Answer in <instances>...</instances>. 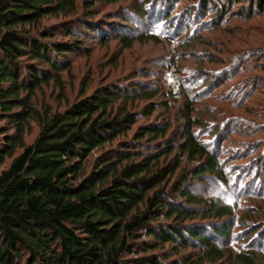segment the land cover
Instances as JSON below:
<instances>
[{
	"label": "trees",
	"instance_id": "trees-1",
	"mask_svg": "<svg viewBox=\"0 0 264 264\" xmlns=\"http://www.w3.org/2000/svg\"><path fill=\"white\" fill-rule=\"evenodd\" d=\"M241 1L0 0V123L8 125L0 141V264H264V220L253 214L255 200L264 203V140L221 150L230 135H262L264 81H252L263 96L253 121L236 117L248 85L234 79L249 66L233 52L222 62L200 43L187 47L200 31L222 29ZM114 4L117 12L100 10ZM254 7L264 15V0H252L237 16L251 17ZM48 19L63 22L46 27ZM88 38L115 39L124 50L173 39L187 51L183 62L194 54L196 72L176 64L180 103L162 79L158 88L135 80L103 83L91 94L87 87L64 111L36 106L52 82L67 98L62 76L73 57L89 53ZM209 72L210 86L199 91ZM32 123L39 133L29 144ZM251 150L262 158L251 162ZM226 153L247 165L229 168Z\"/></svg>",
	"mask_w": 264,
	"mask_h": 264
},
{
	"label": "rangeland",
	"instance_id": "rangeland-1",
	"mask_svg": "<svg viewBox=\"0 0 264 264\" xmlns=\"http://www.w3.org/2000/svg\"><path fill=\"white\" fill-rule=\"evenodd\" d=\"M249 1L251 3H249ZM127 4L129 3H125L124 5ZM183 5L186 6L189 4L184 1ZM251 5L252 0H242L241 3H235L234 7L231 10L232 13L227 18H225V21L223 22L225 23V25H223L222 29H209L207 31H200V33L196 35V38L190 40L187 44L188 49H192V47H194L195 45H199L198 43H200V47H197L198 50H204L209 56H212L213 59L219 58V60L222 62L223 60L225 61V59L230 58L231 55L229 54L233 52V54H238L241 58V61H239L241 62L242 66H249V69L246 71V73H244L246 75L244 79L241 77L234 79L236 80L235 83L239 82V80H243V82L247 83L248 85L247 89L245 88L242 91L244 92V90H246L247 92V98L245 101L246 103H244L242 108L235 110L236 117L241 116L246 118V120L248 121L253 119L252 111L256 110V108L258 107L257 101L263 99L261 92L259 91L257 93V91L255 90L254 83H252V81L254 79L256 80V78H260L264 81V15H258L254 7L253 13H251L253 17L251 16L247 18L246 16L248 14L246 13L242 15L241 18L239 17L240 15L237 16V14L240 13L241 10L247 11L249 6ZM120 6L121 4H114L112 6L103 5L102 7H100V10L104 11L103 13L117 12ZM62 22L63 20L61 19H48L44 22V25L46 27L53 28L55 26L62 25ZM135 25L138 26L137 24ZM139 28L141 29V27ZM55 33L58 34L57 31ZM63 39H65V37H63ZM96 40L97 39L88 38L86 46L88 47L89 53L86 54L82 52L81 55L78 54L73 57L71 60L73 66L71 73H65L62 76L63 82L66 87L67 98L65 99L61 96L59 88L55 85L54 82H52L49 86H44L38 93L37 97L34 100L36 106L41 108L42 106L47 105L53 111H64L68 104L73 103L75 100L81 97L82 91L85 88L88 87L87 93L91 94L99 85L103 83L106 84L114 80H117L123 84H130L134 80L135 82L144 81L157 87L159 83H162L163 79L167 90L173 95V90L168 81L172 74H176L179 77L181 88L182 75L179 73L176 64L184 65V69L189 67V72L187 74L196 72L194 71L196 70V61L195 58H193L194 54H191V57L187 58L184 56L182 59L185 62H183L180 56L181 54L183 55V53H187V51H185V48L179 46L178 41L173 44V39H167V41L165 43L163 42L162 44H155L151 42L149 44L143 45L136 43L131 50H124L122 48V45L115 39L109 40L104 43H100ZM217 46L221 48H216ZM260 51H263L262 55L257 54V52ZM253 53L257 55H254ZM111 59H115L117 63L111 65ZM205 64V67H207L208 69H214L215 71L219 68H222V65H214L212 63L209 64V62H205ZM162 67L163 70L161 69ZM191 70L193 71L190 72ZM209 74V78H211L207 80L208 83L205 82V85L203 83H200V85H203L199 87V91L207 89V87L210 86L209 84L210 82H212L211 79L214 78L212 77L214 73L212 74V72H209ZM248 78L249 80H247ZM260 79H258L257 81L260 82ZM228 84L229 83L226 84V87L224 86L221 87V89H218V92L228 91V88H230L233 83H230V86L227 87ZM239 86L240 87L236 89V91L240 93L239 90H241L242 87L241 85ZM263 89L264 87L261 88L262 92H264ZM242 92L239 94V96H241ZM173 98L174 100H178V103H180L182 99L181 91L179 90L178 95H173ZM203 101L205 103H216L215 101L210 99H204ZM203 104L204 103L202 102V105ZM200 109H202V111L206 110L204 106H202V108L200 106ZM258 117H254L255 124L262 126V123H260L261 120H259L260 118ZM152 120H154V118ZM146 121V119L142 120L141 124L145 123ZM242 124L244 123L242 122ZM32 127L33 133L26 138V141L29 144L34 141L39 133V128L36 123H32ZM7 128L8 125L6 124V122L0 123V141L4 137L3 130H7ZM12 132L13 130L11 129L10 133ZM260 136L262 137L260 139V142H263L262 140H264V129L262 130V135L260 134L258 136H256L254 133L246 136L245 134L230 135L228 140H223L224 146H222L221 150L225 152L226 149L227 153L228 151H231L233 153L237 152L240 149H245L247 146L249 147L250 144L254 142L253 140ZM213 138L214 136L206 135V139L210 142H213ZM210 146L211 148L215 147V145ZM227 153L226 155H224L226 156L224 159L229 161L227 164L229 168L242 167L243 165H247L246 162L239 163L233 161L232 158L234 157H227ZM251 153V162L260 157V154H263V152H260L259 154L257 152V155H255V153H253V150H251ZM262 163L264 164V160L262 161ZM256 168L258 167L255 166V168L252 169V174L254 173ZM234 170L236 169H233V171ZM243 170L244 169H238V172H243ZM247 172L248 171L246 170L245 173ZM244 182L245 180L241 179V185H243ZM195 190L197 191V193L204 196H219L220 194H222V197H224L223 192H221L220 190L215 193L211 192V190L213 189H207L205 187H196ZM254 191H256V189H254ZM230 193L234 195L232 192ZM255 201L256 202H254L253 206L255 212L253 214L258 218V220H264V215L259 213V210L261 208L264 209V203L258 200ZM247 202L248 201H243L242 204H246ZM258 208L259 210H256ZM242 215H244V213H240L239 216ZM251 240L252 238L250 237V241ZM247 244L248 242L240 243L239 247H235V250H241ZM166 252L170 253L169 250H167ZM184 253L187 252H183V254Z\"/></svg>",
	"mask_w": 264,
	"mask_h": 264
},
{
	"label": "built area",
	"instance_id": "built-area-1",
	"mask_svg": "<svg viewBox=\"0 0 264 264\" xmlns=\"http://www.w3.org/2000/svg\"><path fill=\"white\" fill-rule=\"evenodd\" d=\"M176 41L173 40V44H175ZM169 84L171 85L173 95H178V92L180 90V79L176 74H172V76L169 78Z\"/></svg>",
	"mask_w": 264,
	"mask_h": 264
}]
</instances>
